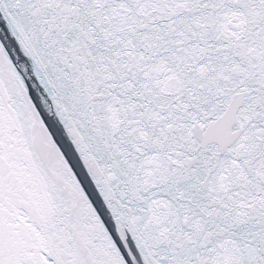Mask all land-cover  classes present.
<instances>
[{
  "label": "snow or ice",
  "instance_id": "1",
  "mask_svg": "<svg viewBox=\"0 0 264 264\" xmlns=\"http://www.w3.org/2000/svg\"><path fill=\"white\" fill-rule=\"evenodd\" d=\"M0 264H264V0H0Z\"/></svg>",
  "mask_w": 264,
  "mask_h": 264
}]
</instances>
